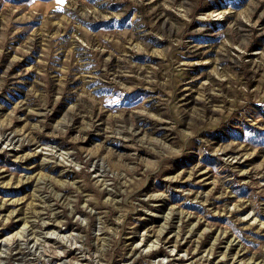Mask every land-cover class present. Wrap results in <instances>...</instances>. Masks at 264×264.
<instances>
[{"label":"rangeland","instance_id":"obj_1","mask_svg":"<svg viewBox=\"0 0 264 264\" xmlns=\"http://www.w3.org/2000/svg\"><path fill=\"white\" fill-rule=\"evenodd\" d=\"M0 264H264V0H0Z\"/></svg>","mask_w":264,"mask_h":264}]
</instances>
